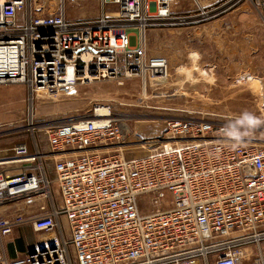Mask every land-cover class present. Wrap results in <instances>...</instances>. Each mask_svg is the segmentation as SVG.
<instances>
[{
	"label": "built area",
	"instance_id": "obj_1",
	"mask_svg": "<svg viewBox=\"0 0 264 264\" xmlns=\"http://www.w3.org/2000/svg\"><path fill=\"white\" fill-rule=\"evenodd\" d=\"M50 1L0 0V86L57 96L121 73L167 78L168 61L148 55L145 33L175 0H101L102 15L78 20L67 18L64 0L46 14ZM101 109L49 128L46 153L18 145L6 163L28 173L0 171V207L34 196L52 206L31 220L42 235L34 253L13 261L3 239L24 220L0 218V264H264V147L240 142L231 123L170 118L157 148L127 158L124 123ZM51 158L56 190L45 173Z\"/></svg>",
	"mask_w": 264,
	"mask_h": 264
},
{
	"label": "rangeland",
	"instance_id": "obj_2",
	"mask_svg": "<svg viewBox=\"0 0 264 264\" xmlns=\"http://www.w3.org/2000/svg\"><path fill=\"white\" fill-rule=\"evenodd\" d=\"M64 4L69 20L102 15L101 0ZM59 5L51 0L45 13ZM145 44L149 56L167 59L166 79H127L121 73L42 98L24 85H1L0 159L21 144L48 151L49 128L90 119L104 107L124 123L127 158L157 148L170 118L231 123L241 129L240 142L264 147V0H175L170 17L147 28ZM120 61L122 66V56ZM140 208L148 211L144 199Z\"/></svg>",
	"mask_w": 264,
	"mask_h": 264
},
{
	"label": "crops",
	"instance_id": "obj_3",
	"mask_svg": "<svg viewBox=\"0 0 264 264\" xmlns=\"http://www.w3.org/2000/svg\"><path fill=\"white\" fill-rule=\"evenodd\" d=\"M16 147L10 149L9 151L11 153L9 152L10 154H8L6 152L5 156L0 159V171L11 176H18L21 173H28L30 171V166L25 167L22 163H6L7 161H11L10 159L15 156L14 150ZM36 151L46 153L49 150L45 152L41 151L36 145L34 151L31 149V152ZM54 160V158H51L45 162V173L47 178L53 182V189L56 190ZM42 206L45 208L44 212L40 210V207ZM51 210V203L40 196H34L30 200H17L10 205L0 207V218L22 216L24 220V223L18 226L11 235L3 239L2 248L9 261L20 259L22 256H25L27 253L35 249L36 242L42 237V235L33 231L30 224L31 220L46 215ZM60 223L64 228L66 239H70V224L64 217L60 218ZM54 235L57 237L60 236L58 232H55Z\"/></svg>",
	"mask_w": 264,
	"mask_h": 264
},
{
	"label": "bare ground",
	"instance_id": "obj_4",
	"mask_svg": "<svg viewBox=\"0 0 264 264\" xmlns=\"http://www.w3.org/2000/svg\"><path fill=\"white\" fill-rule=\"evenodd\" d=\"M40 95H41V94H38L37 97H38V98H42V97H40ZM43 95H44V94H43ZM104 109H106V108L104 107ZM104 109H101V110H104ZM7 165H8V164H7Z\"/></svg>",
	"mask_w": 264,
	"mask_h": 264
},
{
	"label": "water",
	"instance_id": "obj_5",
	"mask_svg": "<svg viewBox=\"0 0 264 264\" xmlns=\"http://www.w3.org/2000/svg\"><path fill=\"white\" fill-rule=\"evenodd\" d=\"M30 253H34V250L30 251Z\"/></svg>",
	"mask_w": 264,
	"mask_h": 264
}]
</instances>
